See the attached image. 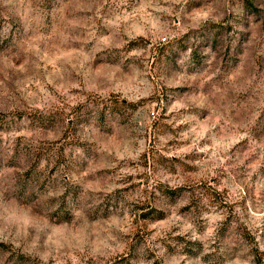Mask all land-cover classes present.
Here are the masks:
<instances>
[{"label": "rangeland", "instance_id": "rangeland-1", "mask_svg": "<svg viewBox=\"0 0 264 264\" xmlns=\"http://www.w3.org/2000/svg\"><path fill=\"white\" fill-rule=\"evenodd\" d=\"M0 264H264V0H0Z\"/></svg>", "mask_w": 264, "mask_h": 264}]
</instances>
